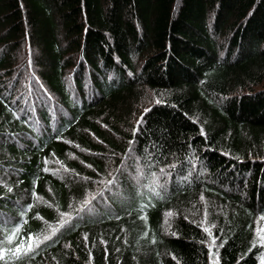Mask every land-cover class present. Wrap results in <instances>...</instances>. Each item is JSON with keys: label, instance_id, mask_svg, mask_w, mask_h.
I'll use <instances>...</instances> for the list:
<instances>
[{"label": "trees", "instance_id": "1", "mask_svg": "<svg viewBox=\"0 0 264 264\" xmlns=\"http://www.w3.org/2000/svg\"><path fill=\"white\" fill-rule=\"evenodd\" d=\"M260 216L264 0H0L8 264H259Z\"/></svg>", "mask_w": 264, "mask_h": 264}, {"label": "rangeland", "instance_id": "2", "mask_svg": "<svg viewBox=\"0 0 264 264\" xmlns=\"http://www.w3.org/2000/svg\"><path fill=\"white\" fill-rule=\"evenodd\" d=\"M58 169L61 170V168H58ZM95 199H96V196H95ZM93 203H94V200L91 201L89 205H92ZM199 210H200L199 213H201L202 215L203 209H199ZM68 215H69L68 213L64 214L62 219H65ZM173 216L174 214L172 212H169L166 214L165 229L167 232H169V228L171 227V221H172ZM261 237H264V218H262V216H260L257 220L256 239H257L258 244L261 247V254L259 256V264H264V239H261ZM208 246L210 247L213 253L210 264H218V261H219L218 260V249L216 247L215 240H212L211 242H209Z\"/></svg>", "mask_w": 264, "mask_h": 264}, {"label": "snow or ice", "instance_id": "3", "mask_svg": "<svg viewBox=\"0 0 264 264\" xmlns=\"http://www.w3.org/2000/svg\"><path fill=\"white\" fill-rule=\"evenodd\" d=\"M174 167V165L172 166ZM161 172H164V169H161ZM101 195H103V193H101ZM88 201H85V204H87ZM264 218V217H262ZM3 228L2 226H0V231H2ZM20 228L18 227H14L13 229H11L12 235H10L8 237L9 240H12L15 238V233L19 232ZM55 231V230H53ZM205 231H207V229H205ZM50 237L45 236L44 239L47 240ZM29 240H32L33 237H29ZM261 239H264V237H261ZM36 247H39V243L36 244ZM34 251L33 245L31 243L27 244V246H25L24 241H21L20 244H18L16 246L15 249L12 250V257L11 259L13 260V264L14 261L16 260H20L22 259L24 256H28L30 252ZM0 261H4V264H8V259H6V255H5V251H0Z\"/></svg>", "mask_w": 264, "mask_h": 264}]
</instances>
